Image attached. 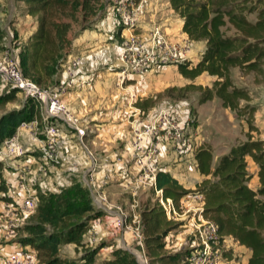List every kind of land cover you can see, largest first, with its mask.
I'll return each mask as SVG.
<instances>
[{"label": "crops", "instance_id": "1", "mask_svg": "<svg viewBox=\"0 0 264 264\" xmlns=\"http://www.w3.org/2000/svg\"><path fill=\"white\" fill-rule=\"evenodd\" d=\"M6 2L9 0H0V33L2 28L6 29L8 35L14 33L16 39L10 38L9 41H12L11 48L15 58L19 59L20 52L37 29V20L27 13L17 15L14 12L7 21L6 18L12 10L6 9ZM19 3L24 6L21 9L23 12L26 8L24 1ZM135 5L136 17L142 23L139 24L141 28L134 30L138 38L148 41L153 28L159 27L161 33L172 42L188 41L181 31L182 20L178 17V23L172 22L173 17L177 15L171 9L169 0H136ZM13 16L17 18L13 20ZM119 24V16L115 11L109 10L98 23L80 31L73 38L71 50L61 66L58 83L52 87L59 92L67 109L77 119L79 127L85 130V146L80 145L76 131L65 127L61 122V133L57 141V162L44 157L39 148L40 144L32 141L28 131L20 133L24 153L17 158L1 162V183L4 190L0 192V264H4L3 257L14 253L23 254L29 259V264H38L36 252L25 243L29 236L27 226L31 221L18 224L15 208L26 197H30L36 203V209L39 194L57 193L74 184H79L87 190L96 215L88 221L81 245H62L59 257L76 264H122L123 257L134 258V252L141 250L129 232L113 227L116 219L127 221L133 212L141 213L142 208L151 207L155 202L150 192L139 191L135 198L132 196L131 188L138 176V169L132 162V130L139 129L133 119L139 117L140 111L133 103L134 100H140L137 98L138 92L135 95L133 81L139 80L142 75L148 79L164 67L175 70L177 67H154L138 75L122 73L120 47L130 31ZM189 49L187 58L192 65L201 58L205 41L190 43ZM73 63L76 65L73 66ZM262 69L264 73V66ZM205 75L212 83L216 80V77L205 73L194 80L201 78L203 81L202 77ZM257 85L255 86L260 89L258 95H253L258 106L254 122L260 134L259 138L253 139L263 140L264 80ZM156 114L151 110L142 113L139 119L150 121ZM217 129L224 131L225 127L219 124ZM38 136L43 139L42 134ZM154 142L158 149L155 158L157 171L168 173L184 189L193 190L203 176L196 169L195 158L192 162L187 160L191 140H185L182 145H178L174 143L168 131L163 130ZM219 144L225 150L221 154L212 152V165L235 145ZM246 161L247 171L251 175L248 186L256 190L259 187L258 167L251 158L247 157ZM180 202L185 205L197 204L186 196L181 198ZM10 223H17L18 226L9 229L7 226ZM192 224L190 216L173 221L174 228L163 240L162 257L165 258L151 262L147 257L149 264H183L181 250L185 247L192 250L196 244ZM221 246L228 252L225 256L227 261L222 264L248 263L250 250L238 245L233 238H224ZM82 247L89 250L87 255H90V259L86 258L87 255L76 257ZM142 250L145 253L144 246ZM166 256L172 257L168 259Z\"/></svg>", "mask_w": 264, "mask_h": 264}, {"label": "trees", "instance_id": "2", "mask_svg": "<svg viewBox=\"0 0 264 264\" xmlns=\"http://www.w3.org/2000/svg\"><path fill=\"white\" fill-rule=\"evenodd\" d=\"M249 2L169 0L171 9L182 20L181 31L190 43L205 41L201 58L192 65L190 62L179 64L178 73L188 80L203 73L216 77L210 88L187 84L177 89L179 97L185 98L188 92L198 90L200 103L218 98L221 106L231 112L247 110L250 132L256 130L252 125L254 108L241 105V101L247 102L250 97L229 76L232 68L243 73L260 75L263 72L264 0L248 6ZM24 3L25 13L36 18L37 29L19 54V66L23 75L36 84L53 87L58 83L73 38L88 29L87 20L93 18L90 21L93 24L99 19L96 14L100 8L95 7V0H24ZM253 13L256 18L250 21L247 16ZM226 31L231 34L227 35ZM135 105L141 110L148 107L146 100ZM36 113L35 103L29 100L22 111L8 114L0 122V142L12 136L22 121L34 118ZM249 132L245 141L232 146L215 165H212L210 146L201 144L195 150L196 169L203 179L193 190L184 189L168 173L160 171L156 173V185L175 205L187 195L200 194L202 216L215 224L219 240L233 238L250 250L247 264H264V140L253 139ZM247 157L258 167L256 190L248 186L251 175L247 171ZM1 169L0 163V192L4 190ZM38 198L31 222L28 220L29 236L25 243L36 252L38 264H76L59 257V249L64 244L81 245L87 223L96 215L87 190L74 184L57 193L39 194ZM140 217L146 256L151 262L163 260V240L174 228L173 221L166 219L156 202L142 208ZM122 264L137 263L133 257H123Z\"/></svg>", "mask_w": 264, "mask_h": 264}, {"label": "built area", "instance_id": "3", "mask_svg": "<svg viewBox=\"0 0 264 264\" xmlns=\"http://www.w3.org/2000/svg\"><path fill=\"white\" fill-rule=\"evenodd\" d=\"M116 9L119 22L131 33L125 36L121 44V60L124 74L138 75L153 69L154 67L175 66L188 62L187 53L190 50V41L175 43L168 40L159 27L153 28L148 41H143L135 34L134 30L139 27L136 18V5L128 1ZM133 31V33H132ZM73 66L76 63L72 64ZM0 77L9 83L25 99L35 103L37 113L34 118L22 121L15 133L4 138L0 142V163L17 158L24 153L20 142V133L28 131L32 141L40 144V150L44 157L53 162L58 161V137L61 133V122L69 129H74L81 146L84 145L83 135L85 131L78 125L77 119L69 112L63 103L57 90L52 87L40 86L25 77L19 66V61L13 56H5L0 61ZM133 123L139 126L138 130H132L133 140L131 142L132 162L138 169V176L133 187V198L139 191L152 193L154 201L162 209L166 219L178 220L190 216L192 220L193 235L196 244L186 256V264H222L225 259L221 241L216 233L214 223L203 218L202 196L198 193L186 196L195 205H185L179 202L175 205L171 198L165 197L161 189L156 185L157 168L155 158L158 149L155 144L156 136L163 130L168 131L174 143L183 144L185 127L174 120L171 114L161 110L150 121H142L139 117L133 119ZM42 128V130H41ZM43 135V139L39 138ZM36 203L32 198L26 197L21 204L15 208L18 224L26 223L34 213ZM17 223L8 224L7 228L12 229L18 226ZM113 227L117 230L123 229L129 232L132 238L140 246L141 250L134 252L137 264H148V258L143 252L144 237L140 212L135 211L130 218L116 219ZM5 264H29V259L21 253H14L3 257Z\"/></svg>", "mask_w": 264, "mask_h": 264}, {"label": "rangeland", "instance_id": "4", "mask_svg": "<svg viewBox=\"0 0 264 264\" xmlns=\"http://www.w3.org/2000/svg\"><path fill=\"white\" fill-rule=\"evenodd\" d=\"M22 1L24 0H9V2H6V9L10 11L12 10L6 18L7 21L10 20V15H14V12H16L17 15L18 13H25V10H23V12L21 11L24 6H21V3L19 2ZM128 1L136 3V0H95V7L97 9L100 8V10H98L96 14L99 19L93 24H90V21H92L93 18L87 20L88 28L92 27L94 24L102 20L107 12H109V10H113L116 13V9L123 6L122 4ZM255 1L257 0H250L248 6L254 5ZM16 18L17 16H13V20ZM247 18L250 21H254L256 18V13L248 15ZM177 19L178 16H174L172 22L178 23ZM137 22H139L138 18ZM138 24L142 23L139 22ZM74 28L77 29V26L74 25ZM1 34L0 61H3V58L5 56L15 57V54L13 53V50L11 48L12 41H9V39L11 38L12 40H15L16 36L14 35V33L13 35H8L5 28H2L0 35ZM226 34L230 35L231 33L226 31ZM176 70L170 67H164L163 69H160L159 72L150 75L148 79H145V76L142 75L139 80L133 81L135 82V95L136 92H138L137 98H140V100H137V102L139 101V103H141V101L146 100V106H148L145 110H141L139 108V118H141L140 116L142 115V113H146L151 110L156 113L164 110L171 114L175 121L185 127L183 140H191V148L190 151L187 152L189 154L187 156L188 162H192L194 158L193 150H195V148H198L201 144L208 145L211 148L213 145L212 152H214V154H221L225 149H223V147L219 143H223V145H233L243 142L246 138V133L249 132L246 121V117L248 116L247 110L239 113L231 112L230 110L223 108L220 101L217 99H212L205 103H200L199 98L201 92H199L198 90H192L188 92L185 98L179 97L177 89H180L187 84L202 88H210L212 86V80L205 75L202 77L203 81H201L200 78L198 80L190 82L189 80H186L181 75H179ZM229 76L232 83L236 87L244 89L248 93L250 100L247 102L241 101V105H247L248 107L254 108L252 125L253 127H255L254 115L257 112L258 106L256 105L257 102L255 101V97H253V95L256 94L260 89L255 85L264 80V73L260 75L252 72L243 73L238 68H232L230 70ZM27 101L29 100L25 99L22 95H20V93L12 88L8 82L4 81L0 77V122L4 121V118L8 114L12 112L22 111ZM133 103H135V100L133 101ZM219 124L224 125V131H220L217 129V126ZM255 129L256 130L254 131H250L249 134L254 138H259L260 133L256 127ZM185 146L186 145H184V147ZM29 221H31V219ZM80 249L81 252L79 251L80 254L76 255L77 258L83 257L89 253L88 249H85L83 247ZM187 249L188 247H185L181 250L180 253V256L183 257V264H186L185 258L191 251ZM86 258L90 259V255H87Z\"/></svg>", "mask_w": 264, "mask_h": 264}]
</instances>
